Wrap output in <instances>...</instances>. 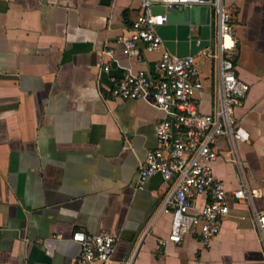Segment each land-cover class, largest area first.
Returning a JSON list of instances; mask_svg holds the SVG:
<instances>
[{"label": "crops", "instance_id": "crops-1", "mask_svg": "<svg viewBox=\"0 0 264 264\" xmlns=\"http://www.w3.org/2000/svg\"><path fill=\"white\" fill-rule=\"evenodd\" d=\"M223 1L238 39L237 76L249 87L236 116L250 140L238 153L264 209V0ZM142 4L0 0V264H77L78 231L117 238L107 264H264L249 200L231 202L208 244L198 235L159 243L171 234L172 216L157 212L174 183L157 175L141 189L138 180L165 113L152 96H112V78L160 77V53L140 46L141 58L129 56L118 42L132 34ZM197 64L204 91L194 99L212 113L214 63L200 55ZM217 147L227 152V140ZM213 168L228 190L240 187L234 163L220 156Z\"/></svg>", "mask_w": 264, "mask_h": 264}, {"label": "built area", "instance_id": "built-area-1", "mask_svg": "<svg viewBox=\"0 0 264 264\" xmlns=\"http://www.w3.org/2000/svg\"><path fill=\"white\" fill-rule=\"evenodd\" d=\"M155 6L191 9L207 7L215 15L213 48L200 51L196 56L178 57L165 47L158 29L168 23V12L154 14ZM196 26H190V36ZM118 42L129 56L141 58L144 54L160 53L154 80L147 72L112 78L114 99L134 101L152 96L156 106L165 113L157 126V145L149 151L139 166V187L144 188L154 176L173 182V189L163 201L157 214L172 216L171 234L160 245L181 244L187 235H198L208 244L221 231L230 214L233 201L249 200L262 243L264 244V209L255 202V191L249 186L245 164L238 153V144L248 142L250 134L236 116V109L245 101L249 87L239 80L236 57L238 39L232 25V16L223 0H143L142 11L132 25V34L121 36ZM198 41V45H199ZM108 54H112L111 51ZM206 56L214 63L216 82L212 113H205L194 99L204 91V80L197 57ZM109 65L104 68L109 72ZM226 139L228 150L220 153L218 143ZM220 156L237 167L240 187L228 190L225 182L216 178L214 164ZM199 199L204 204L198 207ZM72 240L82 248L77 264H107L112 261L117 238L112 234L74 232Z\"/></svg>", "mask_w": 264, "mask_h": 264}, {"label": "water", "instance_id": "water-1", "mask_svg": "<svg viewBox=\"0 0 264 264\" xmlns=\"http://www.w3.org/2000/svg\"><path fill=\"white\" fill-rule=\"evenodd\" d=\"M168 12V23L158 29L165 47L178 57L196 56L200 51L210 49L214 45L215 15L207 7L195 6L191 9L155 6L154 14ZM198 27L190 36V26ZM199 42V45L197 44Z\"/></svg>", "mask_w": 264, "mask_h": 264}]
</instances>
